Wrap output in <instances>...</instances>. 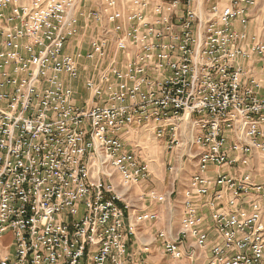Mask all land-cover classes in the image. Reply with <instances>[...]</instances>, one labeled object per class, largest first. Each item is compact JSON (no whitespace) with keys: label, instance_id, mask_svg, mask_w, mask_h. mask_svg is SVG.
<instances>
[{"label":"built area","instance_id":"built-area-1","mask_svg":"<svg viewBox=\"0 0 264 264\" xmlns=\"http://www.w3.org/2000/svg\"><path fill=\"white\" fill-rule=\"evenodd\" d=\"M90 1L0 0V264H129L136 225L159 219L129 221L131 188L151 178L122 138L139 128L169 151L190 138L184 159L195 172L178 233L159 234L164 254L264 264L255 164L264 162L255 71L264 69V26L247 31L259 0H134V10L128 0H98L86 14ZM84 16L101 34L86 54H65ZM80 60L99 72L85 80L83 104L64 80L80 78Z\"/></svg>","mask_w":264,"mask_h":264},{"label":"rangeland","instance_id":"rangeland-1","mask_svg":"<svg viewBox=\"0 0 264 264\" xmlns=\"http://www.w3.org/2000/svg\"><path fill=\"white\" fill-rule=\"evenodd\" d=\"M160 1L168 2L170 0ZM92 7H94V4ZM252 20L253 22L250 25L254 24V26H257L256 30L258 33H261L264 26V0H262L261 3L259 0L258 9L252 13ZM92 40L93 39H90L89 43ZM101 70L102 68L99 69V71ZM97 73L99 72L92 74V77H97ZM81 90L82 87H80V92ZM90 99L91 97L89 96L87 101ZM122 138L127 146V150L134 153L140 161H144L146 157H150L155 162H160L161 165H159L161 167H158L157 171L158 182L155 184H165L163 185L165 188L163 192L165 193L164 197L166 200H169V193L175 191V197H172L168 201V208L166 210H161L158 214L160 216V220L158 219L159 222L146 224L145 226L140 223L141 227L139 226L140 228L137 230V239L135 242V248L138 249L137 256L139 259H142V257L146 255L145 257L148 264H165L167 262H164L165 260H161V257L165 254L163 252L161 241H158L159 234L163 231H167L168 233L171 231L170 233H172L173 236L176 235L178 231L177 222L180 210L181 194L186 188H184V186H188L190 179L195 172L193 164L186 162L185 159L181 161L183 158L182 154L187 151L186 145L190 139L189 135L186 134L184 139L185 144L183 146L175 148L172 151L167 149L165 140L156 139L154 133L149 129H133L125 133ZM255 164L262 170L260 178L264 179V162L256 160ZM148 183L150 182L148 181ZM156 187L157 186L155 185V188ZM118 190H121V188ZM132 191L133 188H131L128 196V199L130 198L131 200L135 199V196H132ZM165 205H167V203H165ZM170 224H172L173 229L169 231L168 227ZM3 242L5 245L9 244V234L4 236ZM144 246L149 248V252L143 254L142 249H144Z\"/></svg>","mask_w":264,"mask_h":264},{"label":"crops","instance_id":"crops-1","mask_svg":"<svg viewBox=\"0 0 264 264\" xmlns=\"http://www.w3.org/2000/svg\"><path fill=\"white\" fill-rule=\"evenodd\" d=\"M129 2H132V4L130 5V10H134L136 9V6L133 4L134 0H128ZM159 0H154V2H158ZM93 2V3H91ZM262 2V0H260V3ZM94 4V7H92ZM98 0H92L90 2L85 3V5L83 4L81 6L80 9H82V11H84L86 14L89 13L90 11H93L95 9H97L98 7ZM107 26V23L104 22L103 23V27ZM257 26H254V24L250 25V27L247 29V31L249 33H254L257 32L256 30ZM235 29L237 31H242L243 28H241L238 25H235ZM101 34V24H98L97 22H95L92 19L87 18V16H84L80 19V23H79V34L72 39L66 46L65 49V54H68L70 56H77L79 54H86L87 52L90 51L91 47L90 44L92 41H94L95 39H97ZM93 39L90 43L89 40ZM120 67L123 69L125 67L124 62H126V59L123 58V56H120ZM79 70H80V78L76 81H72L69 80L67 77H64V80L66 82V85L70 86L71 88H73L74 92H75V99L76 102L78 104H83L85 102H87L88 98H89V93L87 92V90L84 88V84L83 82H85V80L87 78H89V76H91L93 73V68H92V64L86 60H80L79 62ZM256 76L259 80L262 81L263 87H264V69H262L260 66H257L256 69ZM80 87H82V90L80 92ZM262 95H264V90L262 92ZM185 153V152H184ZM183 158L181 159V161L184 159V155ZM146 162L149 163L150 165V173H151V178L149 180L150 183H144L142 186L140 187H135L133 188V193L132 196H135V199H130L129 201L131 203L132 206V211H131V216H130V223L134 224L136 221V218L144 215V214H155L158 216V218L160 217L158 214L160 213L161 210H166L168 208V201L172 198L175 197V191L174 192H170L169 193V200H166V202L160 204L156 201H152V200H148L145 198H142V196H148L151 192H155L156 194L160 195V196H164V186L165 184H155L158 182V178H157V171H158V167H161L160 162L158 161H154L152 160V158L150 157H146L145 160ZM160 164V165H159ZM116 185H119V179H116ZM155 185L157 186L155 188ZM187 186H184V188ZM119 189V187H118ZM121 191V190H118ZM171 194H173V196H171ZM171 196V197H170ZM166 199V198H165ZM165 203H167V205H165ZM160 220V218H159ZM159 220L157 222H159ZM144 226L146 224H151V222H144L142 223ZM179 224H180V218L178 215V231H179ZM140 224L136 225V234L135 237L131 239V242L129 243V257L131 258L129 261V264H142L143 262H145L146 264H148V261L146 260V255H142V259H139V257L137 256L138 254V249L135 248V242L137 239V230L141 227H139ZM173 226L172 224L169 225L168 230H172ZM177 231V233H178ZM167 234L170 235V237H173L172 233H168L167 231H163ZM176 233V234H177ZM159 241V240H158ZM157 241V242H158ZM160 242V241H159ZM147 249V251H146ZM149 252V248L144 246V249H142V253H147ZM161 260H165L164 262H167L169 264H206V260L205 257L204 258H199L197 260H195L194 262H190L186 259L184 260H180V261H173L171 260L168 256L163 255L161 257ZM165 263V264H167Z\"/></svg>","mask_w":264,"mask_h":264}]
</instances>
